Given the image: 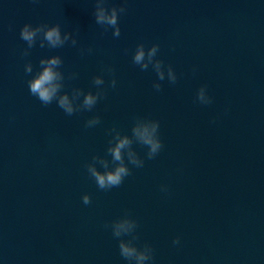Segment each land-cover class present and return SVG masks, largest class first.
I'll use <instances>...</instances> for the list:
<instances>
[{
  "label": "clouds",
  "instance_id": "obj_1",
  "mask_svg": "<svg viewBox=\"0 0 264 264\" xmlns=\"http://www.w3.org/2000/svg\"><path fill=\"white\" fill-rule=\"evenodd\" d=\"M126 12V8L121 6L119 8L113 6L108 8L106 0H96L94 18L95 23L105 26V29H113L112 35L119 37L121 29L119 26V16ZM20 38L27 43V48L23 50L22 55L28 56L29 49L39 39L40 47L45 46L55 49L61 48L69 41L72 46H76L78 41L72 32L61 31L60 24H38L33 26L31 23H25L20 29ZM83 52V50H81ZM91 48L88 49L90 53ZM159 51L158 44H152L151 47L146 49L143 43L136 46L132 61L138 65L141 70H147L149 65L155 70L158 80L165 79V67L162 60L157 59ZM40 68L32 79L28 80V88L30 94L35 96L42 105H50L56 101L57 106L63 112L72 116L74 113L87 110L91 111L97 102L104 97L105 91L100 87L104 85L105 81L103 76L97 75L93 77V84L96 86L97 91L84 92L82 89H73L71 95L67 92H61L64 88V74L60 70L63 60L59 55H53L47 58H41L39 61ZM112 73L114 69L108 67L106 69ZM33 71L31 62L25 64V73L30 74ZM73 77L75 74H72ZM167 79L170 83H176L177 76L171 65L167 66ZM112 88L116 87V80L113 78L110 82ZM154 89L161 90V84L158 82L153 83ZM83 97L80 101V97ZM196 99L201 104L212 103V98L207 94L206 86H201L197 92ZM77 101H80L77 103ZM101 122L99 115H95L86 121L85 127H94ZM159 121L151 118H137L132 129V135L122 134L117 128L113 127L109 130L111 139L108 142L107 154L111 156V162L101 156H93L92 161L86 164L88 174L94 179L96 185L101 190H110L119 187L125 177L131 175V169L128 164L137 168L144 166V160L132 148L134 142L147 146V158L153 159L162 149L163 143L159 137ZM127 158V163H125ZM111 163V167H110ZM99 164L103 171L98 170ZM162 191H167L166 186H161ZM82 201L85 205L91 203V198L88 194L82 196ZM109 227V225H105ZM112 235L119 240L118 247L120 255L130 262V264H146L147 261L153 259V249L150 245L145 244L142 248L137 247L134 243L138 237L135 235L138 223L132 219L129 214L113 221L110 225ZM123 236H130L131 239H121ZM173 244H179V238L173 241Z\"/></svg>",
  "mask_w": 264,
  "mask_h": 264
}]
</instances>
